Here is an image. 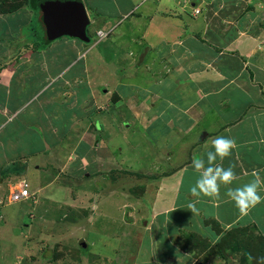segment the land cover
<instances>
[{
    "label": "crops",
    "instance_id": "0c3cea01",
    "mask_svg": "<svg viewBox=\"0 0 264 264\" xmlns=\"http://www.w3.org/2000/svg\"><path fill=\"white\" fill-rule=\"evenodd\" d=\"M82 1L84 2V0ZM113 1L116 5L118 0ZM155 1L157 4L151 0H135L134 2L137 8L140 6L139 9L144 11L137 16L139 18L144 14L147 16L149 25L144 32L151 34L148 31L150 26L155 30L154 38L150 35L148 37L144 33L147 39L146 45L141 56L134 60V65L136 67L144 65L147 69L152 62L151 57H155L157 61H159L157 59L159 57L161 58L160 63H162L159 69L162 71L155 73L154 69L148 68L151 72L146 70L149 76L146 78L144 89H140L139 85H136L129 93L120 91L113 93L115 95L113 103L121 104L120 108H124H119V117L114 121L116 123L118 121L126 122L128 129L125 132L127 134L130 132L138 134L140 129H144L145 141L149 144L147 147L150 149L154 147L160 156L169 157L170 154H174L173 149H175V152H183L187 155L189 161H177L176 166H169L170 159L165 157L162 160H166V164L163 161L166 171L158 175L150 174L152 180L156 179L159 182L155 186L154 206L149 218L144 220V225L147 226L149 221L154 224L162 220L163 226L156 223L155 226L152 225L151 229L160 226L165 229L168 226L173 237L176 233L167 222L174 218L176 223L179 221V225L188 226L193 220L191 216L195 215V219L199 222L192 223L195 231H190V229L188 231L200 234L207 239L210 245L216 246L222 240L226 242L228 240L226 237L239 229L237 234L253 236L251 241H247L250 237L245 239V245L251 246L257 236L264 238V199L245 213H241L234 202L225 195L227 188L224 185H221L218 197L201 195L197 199L191 195L189 190L191 186L195 185L200 175L192 167L193 157H203L206 161V152L213 150L211 140L220 135L234 138L236 141V147L232 150L231 156L222 162V166L225 168L233 165L237 176V179L228 187L235 188L248 183L254 178L252 176L254 171L264 180V0H202L209 2L192 3V7L188 9H191L194 18H191L189 11L184 7L182 9L186 12H181L180 17L177 16L179 21L170 18L166 21L162 17V11H159L160 6L165 7L171 0ZM171 3L174 4L172 1ZM117 7L120 8V6ZM23 8L27 7L23 6L12 12H0V18L8 17L3 21L0 20V24L6 25L4 28L5 38L14 36V28L19 32L21 27L23 29L32 21L34 13L31 10L30 22L21 23L16 28L14 22L21 21L18 18H12L13 22L10 21V17H17L16 15ZM129 8V6L124 9L120 8L113 16L124 19L123 22H125L135 15L130 13ZM196 10L199 12L195 13ZM158 13L162 15L159 16ZM107 19L109 18L99 15L91 22L90 27L98 24L94 31L96 34L94 43L87 45L76 39H71V45L66 43L67 46L62 50L63 56L67 55V58L73 57L76 53L75 50H81L77 55L78 61L74 62L78 64L76 66L80 67V71L83 69L79 75L82 76V80L89 79L88 74L92 72L91 66L94 65L93 62L90 65L86 64L87 62L83 58L94 46L107 41L109 35L119 25L120 27L123 25L119 20ZM39 24L41 25L40 22L37 25L39 26ZM93 29L95 27H92ZM128 29L131 28L128 27ZM100 30L107 33L105 38H100L97 35ZM88 36L90 38L89 34ZM152 45H157L156 52L153 51ZM148 47L149 51H147ZM164 47H167V51L162 56L160 54L165 51ZM173 51L176 53L171 55ZM28 52L30 54L21 56L20 61L16 63L13 61L14 57H11L14 63L6 67L7 69L4 71L0 70V200L5 194L8 195L11 184L25 179L21 177L24 175L23 172L13 163L21 156L26 158L25 149L20 150L19 148L20 137L24 133H26L25 138L33 137L34 139L29 144L32 145L37 142L36 129H38L48 149H57L59 147V143L55 139L58 134L57 115L58 113L64 114L66 120L71 118L68 109H70L69 106L73 99V87L68 85L67 74L64 75L63 68L60 70L55 68L58 61L64 59L57 57L55 53L53 56L46 57L43 51L36 53L29 50ZM80 53L83 58L79 56ZM140 58L141 60L143 58L142 62H140ZM98 59L100 60V58ZM91 61H93L92 58ZM157 77L160 82L162 81V85L156 86L154 89L158 90H152L151 93L162 92L160 102L148 105L149 100L146 99L148 104L138 103L137 100L151 97L150 88ZM94 78L96 77L94 76ZM93 87L94 85L89 79V85L84 91L88 92ZM96 90L100 91L99 94L102 97L99 98L107 105L108 97L113 94H110L102 84L100 87H96ZM15 91L17 95L13 96ZM142 93H146V95L144 96ZM57 96L60 97L59 101H57ZM58 102L63 103L64 106L60 105L62 107L60 108ZM106 105L103 109L107 108ZM144 105L149 106L148 110L156 112L154 116L147 117L145 122L139 117V114H142L146 109ZM27 109H30L28 115L31 117L26 121L27 114L24 113ZM126 111L128 116L123 114ZM20 116L23 119L21 126L17 124ZM127 118H131L133 123L128 122ZM135 122H137L136 125ZM96 123L98 125V122ZM101 123L103 125L102 121ZM15 125L17 126L15 127ZM129 125L130 127H128ZM28 126L29 128H27ZM119 127L121 130L120 123L117 129ZM99 131L94 124V130L88 135L91 138L87 137L88 141L84 140V136L75 139L76 145L68 141L70 147L67 150L74 154L71 161L74 159L77 161V164H74L77 171L84 172L83 169L95 164V171L99 170L101 174L115 172L113 167L117 159L114 158L113 153L104 157L106 150L110 151L109 147L105 149L109 144L107 143L106 146L101 143V146H97V142H102L97 135ZM127 134H124L123 137H126ZM182 135L184 136L181 137ZM49 138H52V143ZM115 145L118 146V144ZM138 145L136 144L135 148H139ZM34 155H38V153H34ZM89 155L95 156L93 162L86 161ZM110 160L114 163H108ZM217 164H221L219 158ZM103 165L106 169L112 170L106 171ZM9 170H13L14 173L2 175L3 172ZM58 172L61 174L63 170ZM94 172H86L85 177L91 178ZM161 177L163 179L159 180ZM15 179L17 180L9 182ZM30 188L29 184V192L34 195V199L26 201H31L36 206L38 198L43 195L42 189L37 185L35 189H38L34 191ZM181 192H185V196H181ZM259 194L264 197V189ZM189 203L196 204L197 212L195 214L188 210ZM186 212L189 214L188 217L180 220L179 216ZM170 214L171 217H169ZM31 217H33L32 214ZM0 221H3L1 215ZM32 223L25 225L29 231L32 228ZM180 235L176 234L173 241H171L172 237H166L160 248L163 252L159 254L158 250L152 246L151 241H146V245L149 244V254L143 250V257H146V260L140 264H195V260L199 258L202 262L206 254L197 256L183 250L175 241ZM225 247L227 246L225 245ZM29 255L31 254L29 253ZM140 255L141 252L136 255L137 259ZM21 258L24 260L21 263H26L25 257Z\"/></svg>",
    "mask_w": 264,
    "mask_h": 264
},
{
    "label": "rangeland",
    "instance_id": "374dc122",
    "mask_svg": "<svg viewBox=\"0 0 264 264\" xmlns=\"http://www.w3.org/2000/svg\"><path fill=\"white\" fill-rule=\"evenodd\" d=\"M151 1L157 4V1ZM171 1H168L165 7L160 6L161 9L159 11H162L164 16L158 13L166 21L169 18L179 21L178 17H180L181 12L185 11L182 9L184 7L189 11L191 18H194L192 17L191 9L188 10L189 7H192V3L198 2V4H204L209 2L202 0ZM134 2L135 0H118L115 5L113 0H84L83 3L91 22L100 15L109 18L107 20H119L123 23L121 27L119 25L109 35L107 41L94 46L86 57L83 58L80 53L79 56L86 60V64L90 65L91 62L94 63L91 66V71L94 74L92 72L88 74L94 87L88 92H85L84 89L89 85V79L82 80V76L79 75L80 72H83V69L80 71V67L76 66L78 64L74 62L78 61L77 55L81 50H75L76 53L73 52V57L69 58H67V55L64 57V52L62 53V50L65 49L64 47L71 45L72 38L56 40L43 51L46 57L53 56V53H55L57 57L64 59L63 61H58L55 68L56 70L63 68L64 75L67 74L68 85L73 87V99L69 106L71 110L68 109L71 118L66 120L64 114L58 113L57 115L58 134L55 137L56 142L59 143L57 149H48L38 129H36L37 142L32 145L29 144L34 138H25L26 133L24 135L21 134L23 136L20 137L19 148L20 150L25 149L26 158H22L23 156H21V158L13 162L14 166H18L23 172L24 175L21 177H24L29 182L30 189L34 191L41 187L43 195L38 198V205L36 206L31 201H20L19 203L9 204L6 198L7 194L1 198L0 215L3 221H0V264H140L146 260V257H143V250L146 254H149V244L146 245V241L150 240L152 246L158 250L159 254L163 252L160 248L166 237H172L168 226L165 229L161 228L164 224L161 223L162 220L156 222L157 224H161V226L154 229L151 228L156 223L151 224L147 220V226L144 225V220L149 218L154 206V198L156 197L155 186L159 182L156 179L152 180L150 174L154 173L158 175L166 171V165L163 167V161L166 164V160H162V158L166 157L170 159L168 161L169 166H176L177 161L188 162L189 157L183 154V152H175V149H173L174 154L169 155L170 158L168 156H160V153L154 147L152 149L147 147L149 144L145 141L146 135L144 129H140L138 134L131 132L127 134L125 132L128 129L126 122H115L119 117V108L122 105H115L113 103L115 96L113 93H118L119 91L129 93L136 85H139L140 89H144L146 78L149 76L146 70L152 68L151 70L154 69L155 73L162 71L159 69L162 66V63H160L161 58L159 57L157 58L159 61L155 57H151L152 62H150V66L147 69H145L144 65L139 67L134 65V60H137L141 56L146 45L147 39L144 33L148 37L149 35L152 38L155 37V30L152 26L148 28L151 34L144 32L145 29L147 30L149 22L146 14L143 17L140 16V18L137 16V14L141 15L144 11L143 9H139L140 6L137 8ZM117 6H120L122 9L129 6L130 13H134L135 15L125 22H123L124 19L115 18L113 15L120 9ZM16 16L10 17L11 22H13L12 18H18L21 21L19 23L14 22L16 28L21 23L30 22L32 18L30 10L27 8H23ZM5 18L8 17H2L0 20L3 21ZM28 25H25L24 29L21 27L19 32L14 28V36L5 38L6 31L4 28L6 25L0 24V39H2L0 41L1 71L6 70V67L10 66V64L20 61L19 58L21 56L30 54L29 50H34L33 42H31L33 40V26L28 27ZM97 25L96 23L95 26L91 25L88 28V34L91 38L90 43L96 41L94 31L97 29ZM92 27H95V29L92 30ZM128 27L131 29H128ZM34 30L36 31L35 40H40L41 25L39 24L38 28ZM156 33L158 34V32ZM29 41L31 42L29 47H23ZM152 48L156 52L157 45H152ZM164 50L160 55H165L167 47H164ZM147 51H149V47ZM175 53L173 51L171 55ZM11 57H14V62ZM91 58L93 61H91ZM142 61L143 58L142 60L140 58V62ZM158 78L154 79V84L150 88L149 94L151 97L137 100L138 103L148 104L146 99L149 100L148 105L160 102L162 92L151 93L152 90H158L154 89L156 86L162 85V81L160 82ZM161 79L163 80L162 77ZM101 84L110 94H113L111 97H108L109 101H106L107 105L100 99L102 97L99 94L100 91L96 90V87H100ZM143 91L145 92V90ZM101 92L103 93V91ZM142 94L146 95V93ZM16 95L17 92L15 91L13 96ZM103 95L105 94L103 93ZM59 99L60 97L57 96V101ZM57 104L59 107L60 105L64 106L61 102ZM105 105L107 108L103 109ZM144 106H146V109L149 108L147 105ZM146 109H144L142 114H139L140 120H144L143 122L147 120V117L154 116L156 113ZM29 110L27 109L24 113L27 114L26 121L31 117L28 115ZM123 114H127L128 116L127 111L123 112ZM130 119L127 118L128 122L133 123L132 119ZM18 120L19 123L17 124L21 126L23 124L22 117L20 116ZM140 120L138 118L139 123ZM101 121L103 125H101ZM96 122H98V125ZM119 123L122 127L121 130L120 127L117 129ZM94 124L96 129L100 130L97 132V135L102 141L100 143L97 142V146L109 144H107L108 146L106 145L105 149L109 147L110 151L106 150L104 157L113 153L112 155L117 159L116 163L112 160L107 161L108 163H114L113 168H115V172L110 171L112 169H106L105 165H103L104 169L110 172L101 174L99 170L95 171V164L89 165L87 169H83L85 170L84 172L77 171L74 165L77 164V161L75 159L71 161L74 154L67 150L70 147V142L68 141L76 145L75 139L83 136L84 140L88 141L87 137L94 130ZM134 124L136 125L137 122ZM124 134H127V136L123 137ZM49 140L52 143V138H49ZM114 143L118 144V146ZM136 144H139L138 146L140 147L135 148ZM34 153H38V155H34ZM175 153L177 154L176 156ZM94 160L95 156L89 155L86 161L93 162ZM84 163L86 164V162ZM23 166H25L24 171ZM97 167L99 168L100 166ZM61 170L63 172L59 174L58 171ZM9 172V175H12L13 170H9ZM86 172H94V174H92L91 178H87L85 177L87 175ZM162 179L163 177L159 180ZM16 180H10L9 182L12 183ZM14 184L15 182L10 186ZM36 185L38 188L35 189ZM184 193L181 192V196H185ZM31 214L33 217H31ZM181 215L179 216L181 217L180 220L186 219L189 214L186 212V214L183 213ZM171 216L170 214L169 217ZM191 219L193 220L188 226L179 225V221L176 223L174 218H171L167 224L173 229V232L180 235V233L189 232L188 229L195 231L192 223H198L199 221L195 219V215H192ZM31 222H33L32 228L29 231V228L25 225ZM238 232L239 229L237 232L233 231L227 237L225 236L228 240L221 243V246H227L224 248L227 250L225 259H221L217 254H214L206 262H201V258L195 260V264H257L258 259L254 263L251 261L252 259L244 263L242 256L246 254L243 252H233L235 250H246L248 246L245 245V239L250 237L247 241H251L253 237L248 234L239 235L237 234ZM176 234L171 238V241L176 237ZM30 237L31 239H29ZM55 250L56 252H62L63 256H60L62 260L51 261L49 259ZM211 250H215L214 253H218L220 247L216 246ZM251 251V254L260 252V255L264 256V252L259 250L258 246ZM140 252L141 255L137 259L136 255ZM21 257H25L26 263H21L24 261Z\"/></svg>",
    "mask_w": 264,
    "mask_h": 264
},
{
    "label": "clouds",
    "instance_id": "9594fccd",
    "mask_svg": "<svg viewBox=\"0 0 264 264\" xmlns=\"http://www.w3.org/2000/svg\"><path fill=\"white\" fill-rule=\"evenodd\" d=\"M99 32L104 33L102 37L98 35ZM97 35L100 38H105L107 33L104 30H100ZM211 147L213 150L206 152V161L203 157L197 158L194 156L192 159V167L200 175L195 185L190 187L191 195L197 199L201 195L218 197L220 187L224 185L227 188L225 195L234 202L241 213H245L249 208L260 203L264 199L259 194L264 189V180L261 179L257 172L254 171L252 173L254 178L248 183L235 188L228 187L237 179V176L233 165L225 168L222 166V162L231 156L232 150L236 147L235 139L222 135L216 136L211 140ZM218 158L221 164H217ZM32 198L34 199L33 194L28 199ZM187 207L194 214L197 212L195 203H189ZM257 264H264V256L258 258Z\"/></svg>",
    "mask_w": 264,
    "mask_h": 264
},
{
    "label": "trees",
    "instance_id": "16d2710c",
    "mask_svg": "<svg viewBox=\"0 0 264 264\" xmlns=\"http://www.w3.org/2000/svg\"><path fill=\"white\" fill-rule=\"evenodd\" d=\"M42 2H43V0H0V12H2V13L15 11V10L20 9L23 6L27 7L29 10H31L34 13V17L32 18V21L30 22L28 27H30L31 25L33 26V29H32L33 30L32 31L33 32V40L31 42H33V46H34L33 51L36 53H41L42 51L47 49L51 44V43L46 44L42 26H41L42 32L40 34V40L39 39L35 40L36 39V31L34 29L38 28L37 24L40 22L39 11H40V5ZM38 33H40V32H38ZM31 42L29 41L27 43V45H24L23 47H26V48L29 47ZM90 42H88V43L83 42V43L89 44ZM24 169H25V166H23V171H24ZM8 174H10L9 171L2 173L3 176L8 175ZM56 222H57V220H56ZM175 241L183 250H185L187 252L193 253L197 256L205 253L207 256H205V258L202 259V262H205L207 259L209 260V258H211L210 256H214V254H217L221 259H225V253L227 250L224 249L225 245L221 246V243H223V240L221 241V243L216 245V246L220 247V250L218 251V253L217 252L214 253L216 249L211 250V249L215 248L216 246L210 245L206 238H204L203 236H201L200 234L195 233V232L194 233H192V232L182 233ZM257 246H258L259 250H262L264 252V238L262 236L261 237L257 236V238H255L252 245L248 246L246 248V250H243V249L242 250H235L233 252H243L244 254H246L245 256L244 255L242 256L243 262L246 263L245 261H247V260L249 261L252 259L251 261H253V263H254L259 257H262L260 255L261 254L260 252H257V253L255 252V254L250 253V251L252 249H256ZM246 251H249V252H246ZM251 252H253V251H251ZM249 253L251 256L249 255ZM60 256H63L62 252L61 251L56 252V250H55L53 255L51 256V258H49V259L51 261H55V260L60 259ZM60 260H62V259H60Z\"/></svg>",
    "mask_w": 264,
    "mask_h": 264
},
{
    "label": "water",
    "instance_id": "95a60500",
    "mask_svg": "<svg viewBox=\"0 0 264 264\" xmlns=\"http://www.w3.org/2000/svg\"><path fill=\"white\" fill-rule=\"evenodd\" d=\"M39 14L46 44L64 37L90 42L91 21L82 0H43Z\"/></svg>",
    "mask_w": 264,
    "mask_h": 264
},
{
    "label": "built area",
    "instance_id": "2783aa9c",
    "mask_svg": "<svg viewBox=\"0 0 264 264\" xmlns=\"http://www.w3.org/2000/svg\"><path fill=\"white\" fill-rule=\"evenodd\" d=\"M199 10H196L195 13H198ZM103 32H99V36H103ZM31 197V194L29 192V184L27 180L22 179L19 182L15 183L14 185L10 186L9 193L6 196L8 203H18L20 201L26 200ZM0 203L2 204V200H0Z\"/></svg>",
    "mask_w": 264,
    "mask_h": 264
},
{
    "label": "bare ground",
    "instance_id": "6f19581e",
    "mask_svg": "<svg viewBox=\"0 0 264 264\" xmlns=\"http://www.w3.org/2000/svg\"><path fill=\"white\" fill-rule=\"evenodd\" d=\"M110 132H112V131H110Z\"/></svg>",
    "mask_w": 264,
    "mask_h": 264
}]
</instances>
